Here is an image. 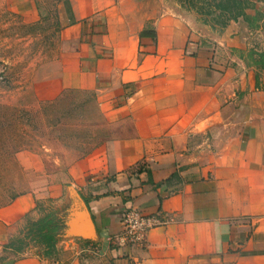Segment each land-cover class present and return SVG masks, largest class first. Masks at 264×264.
Listing matches in <instances>:
<instances>
[{
    "label": "crops",
    "instance_id": "crops-1",
    "mask_svg": "<svg viewBox=\"0 0 264 264\" xmlns=\"http://www.w3.org/2000/svg\"><path fill=\"white\" fill-rule=\"evenodd\" d=\"M225 1L15 0L55 49L30 85L43 102L90 95L109 133L62 177L0 206V264H264V7ZM69 176L96 241H59L47 256L31 241L5 247L44 198L62 208ZM129 208L166 224L116 251Z\"/></svg>",
    "mask_w": 264,
    "mask_h": 264
},
{
    "label": "rangeland",
    "instance_id": "rangeland-1",
    "mask_svg": "<svg viewBox=\"0 0 264 264\" xmlns=\"http://www.w3.org/2000/svg\"><path fill=\"white\" fill-rule=\"evenodd\" d=\"M166 1L177 5V0ZM14 2L0 0V206L44 189L45 174L62 177L109 133L105 120L94 113L90 95L70 93L62 100L43 102V89L30 85L32 74L55 49L46 34L19 20ZM69 180L61 199L67 187L76 184L71 176ZM41 205L43 214L60 209L46 198Z\"/></svg>",
    "mask_w": 264,
    "mask_h": 264
},
{
    "label": "water",
    "instance_id": "water-1",
    "mask_svg": "<svg viewBox=\"0 0 264 264\" xmlns=\"http://www.w3.org/2000/svg\"><path fill=\"white\" fill-rule=\"evenodd\" d=\"M58 216L61 220L55 233L56 242L85 240L95 242L97 237L85 201L72 186H68L62 208Z\"/></svg>",
    "mask_w": 264,
    "mask_h": 264
},
{
    "label": "built area",
    "instance_id": "built-area-1",
    "mask_svg": "<svg viewBox=\"0 0 264 264\" xmlns=\"http://www.w3.org/2000/svg\"><path fill=\"white\" fill-rule=\"evenodd\" d=\"M120 224L121 230L109 240L110 246L116 251L142 246L148 233L154 228L163 227L166 222L158 211L145 214L136 208H129L122 213Z\"/></svg>",
    "mask_w": 264,
    "mask_h": 264
},
{
    "label": "trees",
    "instance_id": "trees-1",
    "mask_svg": "<svg viewBox=\"0 0 264 264\" xmlns=\"http://www.w3.org/2000/svg\"><path fill=\"white\" fill-rule=\"evenodd\" d=\"M219 6L228 9L229 0H226L224 5L221 4ZM51 214L52 212L45 213L36 220H31L29 218L24 219L23 223L25 224L20 232L23 234V237L14 239L12 242L5 244V247L12 246L14 249H19L18 246L24 245L25 240L29 238L32 242L42 247L44 256L49 255L56 243L55 233L59 230L61 225V222L59 224V222L50 219Z\"/></svg>",
    "mask_w": 264,
    "mask_h": 264
}]
</instances>
